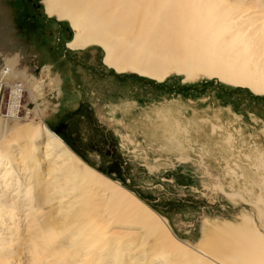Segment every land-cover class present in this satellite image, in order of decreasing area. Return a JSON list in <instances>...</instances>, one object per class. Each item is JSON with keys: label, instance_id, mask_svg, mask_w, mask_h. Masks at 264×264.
I'll return each instance as SVG.
<instances>
[{"label": "bare ground", "instance_id": "bare-ground-1", "mask_svg": "<svg viewBox=\"0 0 264 264\" xmlns=\"http://www.w3.org/2000/svg\"><path fill=\"white\" fill-rule=\"evenodd\" d=\"M42 3L48 17L71 27L69 49L100 47L103 64L117 74L157 82L172 74L184 81L203 77L264 96V0ZM0 50V78L9 80L18 55L3 41ZM11 88L7 114L15 121L22 87ZM255 158L260 180L241 190L259 189L252 203L264 216V155ZM169 223L91 167L44 122L0 121V264H264V229L253 216L205 219L195 245Z\"/></svg>", "mask_w": 264, "mask_h": 264}, {"label": "rangeland", "instance_id": "rangeland-1", "mask_svg": "<svg viewBox=\"0 0 264 264\" xmlns=\"http://www.w3.org/2000/svg\"><path fill=\"white\" fill-rule=\"evenodd\" d=\"M0 15V42L19 59L15 76L0 78V121L44 122L191 245L200 241L205 219L238 222L246 213L264 229L252 203L259 189L241 190L260 180L254 160L264 155L263 95L203 77L172 74L157 82L117 74L103 64L100 47L69 49L71 27L48 17L42 0H0ZM16 84L22 90L12 121L7 109ZM229 167L244 175L233 177Z\"/></svg>", "mask_w": 264, "mask_h": 264}, {"label": "flooded vegetation", "instance_id": "flooded-vegetation-1", "mask_svg": "<svg viewBox=\"0 0 264 264\" xmlns=\"http://www.w3.org/2000/svg\"><path fill=\"white\" fill-rule=\"evenodd\" d=\"M88 58H89V56H88ZM62 126V125H61ZM61 126H60V128H61ZM56 132V131H55ZM57 133V132H56ZM60 137H62V138H64L63 136H61L59 133H57ZM65 139V138H64Z\"/></svg>", "mask_w": 264, "mask_h": 264}, {"label": "water", "instance_id": "water-1", "mask_svg": "<svg viewBox=\"0 0 264 264\" xmlns=\"http://www.w3.org/2000/svg\"><path fill=\"white\" fill-rule=\"evenodd\" d=\"M62 127H63V125H62ZM62 127H61V128H62ZM59 129H60V128H58V130H59Z\"/></svg>", "mask_w": 264, "mask_h": 264}]
</instances>
